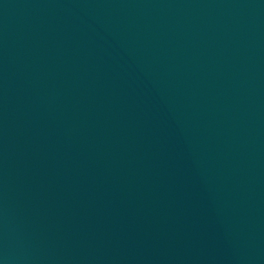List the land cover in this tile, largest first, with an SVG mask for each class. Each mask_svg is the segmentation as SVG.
Returning <instances> with one entry per match:
<instances>
[{
	"label": "water",
	"instance_id": "95a60500",
	"mask_svg": "<svg viewBox=\"0 0 264 264\" xmlns=\"http://www.w3.org/2000/svg\"><path fill=\"white\" fill-rule=\"evenodd\" d=\"M0 264H264V0H0Z\"/></svg>",
	"mask_w": 264,
	"mask_h": 264
}]
</instances>
